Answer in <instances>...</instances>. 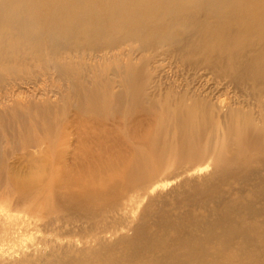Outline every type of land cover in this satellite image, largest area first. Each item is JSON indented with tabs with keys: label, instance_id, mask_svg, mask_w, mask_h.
Returning <instances> with one entry per match:
<instances>
[{
	"label": "bare ground",
	"instance_id": "bare-ground-1",
	"mask_svg": "<svg viewBox=\"0 0 264 264\" xmlns=\"http://www.w3.org/2000/svg\"><path fill=\"white\" fill-rule=\"evenodd\" d=\"M0 107V264H264V0H0Z\"/></svg>",
	"mask_w": 264,
	"mask_h": 264
},
{
	"label": "rangeland",
	"instance_id": "rangeland-1",
	"mask_svg": "<svg viewBox=\"0 0 264 264\" xmlns=\"http://www.w3.org/2000/svg\"><path fill=\"white\" fill-rule=\"evenodd\" d=\"M9 104L10 103H8L7 105H9ZM0 109H1V107H0ZM107 124H111V123L108 122ZM23 125L24 124H19V125L18 124H10L9 127H7V126L0 127V145L2 146V147L1 146L0 147L2 149L10 150L9 148H11L10 147L11 142L15 141L14 137H13V133L19 134L18 132L20 130H23V128H22ZM1 129H3V130H1ZM36 135H39V134L36 133ZM1 140H2V142H1ZM9 143H10V145H9ZM9 163L17 164L19 162H18V159H16V160L12 159V160H9ZM167 189H168V187H166V188L164 187L162 189V191H154V192L150 193V197L149 198L151 200H153V198H156L157 196L165 194L168 191ZM151 200H150V202H153ZM148 203H149V199H147V198H142L141 199L140 198V201L138 203H130L128 206L127 205L125 207L123 206L124 214L122 215V218L119 219V220H118V218H113V225L115 224V227H117V228L115 229V232L111 236H108L106 238V243H111V242H113L114 240H116V239H118L120 237H130L132 235L133 227L139 221V217H140L142 208ZM8 205H9L8 201L0 202V218L3 215L8 214ZM214 208L215 207L212 205V203H209V204H207V206H205L204 209H202V210H205V212H204L205 220L210 221V220L213 219V218H211V214L213 213ZM193 209L196 210L197 207L193 208ZM198 209L200 210V207ZM12 214L16 218V221H14V223H19L20 222L19 220H22L24 218L22 213L21 214L20 213H16V214L12 213ZM36 215H37V213H36ZM45 215H46V211L45 210L39 212V216L35 217V219L32 220L33 224H36V225L38 224L39 226H42L46 222H48L49 219H51L53 216H55L53 214L51 216L48 215L49 217L45 216ZM70 216H71L70 214H66V215L58 214L57 215V217H59L60 219H65L66 222L68 221ZM54 219H56V217H54ZM1 221L2 220H0V224H1ZM51 231H52V229L49 228V227H46L45 229L43 227L42 230L40 229V232L32 231L25 238H23L21 241L18 240V243H17V240L16 241H12L13 245H12V243H11V241L9 239L4 238V240L0 241L1 243L3 242V245H4L3 246L0 243V252L2 253V254L0 253L1 254L0 258L3 260V258H6L7 255H9V254L12 255L13 254L12 255L13 259L11 260V262H13V261L19 259V255H20L19 251H21V252L27 251L28 249L25 250L27 247L29 248L30 246H37V243L39 241H41V240H44L47 243H48V241H51V240H56L58 242H62V241L63 242H67L68 241V242H72V243H79L78 236L81 237V235H83V234H79V232L76 229H74L73 232H72V230L70 228H68V227H66L65 229L56 230L53 233ZM6 243H8V244H6ZM15 243H16V245H15ZM49 245H50V243H49ZM2 260L0 262H2Z\"/></svg>",
	"mask_w": 264,
	"mask_h": 264
}]
</instances>
